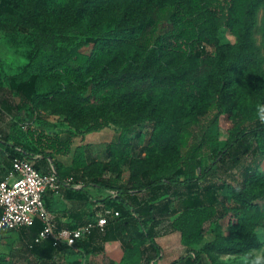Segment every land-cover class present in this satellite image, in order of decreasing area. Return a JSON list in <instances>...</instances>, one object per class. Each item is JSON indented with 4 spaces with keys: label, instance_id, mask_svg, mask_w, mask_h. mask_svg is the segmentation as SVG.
Wrapping results in <instances>:
<instances>
[{
    "label": "trees",
    "instance_id": "16d2710c",
    "mask_svg": "<svg viewBox=\"0 0 264 264\" xmlns=\"http://www.w3.org/2000/svg\"><path fill=\"white\" fill-rule=\"evenodd\" d=\"M223 27L234 41L221 39ZM0 39L26 52L14 67L0 59V154L11 164L2 177L14 156L68 155L75 138L115 127L105 158L53 161L60 179L81 183L62 187L65 198L119 212L71 246L68 264H96L90 256L112 240L123 255L108 264H157L163 220L187 248L168 264H229L220 256L262 246L264 123L256 109L264 104V0H0ZM212 111L190 146L195 125ZM222 114L232 122L225 139ZM146 125L138 148L131 132ZM227 165L236 168L233 182L216 176ZM89 184L109 193L92 200ZM39 218L29 229L41 230ZM32 241L45 261L67 245ZM0 264L21 263L1 252Z\"/></svg>",
    "mask_w": 264,
    "mask_h": 264
},
{
    "label": "rangeland",
    "instance_id": "374dc122",
    "mask_svg": "<svg viewBox=\"0 0 264 264\" xmlns=\"http://www.w3.org/2000/svg\"><path fill=\"white\" fill-rule=\"evenodd\" d=\"M262 16V10H260L258 15V25L260 24ZM221 39L223 41H234L235 37L233 34H231L227 28L223 27L220 31ZM255 37L259 44H261V34L259 29H256L255 31ZM85 51H89L90 48H84ZM26 52L23 48H17V47H11L9 46L5 41L0 39V59L3 61L5 67H14L19 64H22L25 61ZM214 111L210 112L208 115L202 117L200 123L198 125H195L194 127V133L193 136L190 139L189 145L190 146H196L197 143L201 140V134L203 130H206L208 125L210 124L211 120L214 117ZM52 121H58V118L56 116L51 117ZM3 123V118H0V125ZM219 131H220V138L225 139L229 132L228 129L232 126V122L229 117H227L225 114L220 115L219 117ZM55 128L57 129H63V127L57 125ZM149 126L146 125L143 128L135 127L133 128L131 132V137L134 141V143L137 144L138 148H140L142 145H144L147 142L148 139V131ZM142 130L144 135H138V132ZM116 135L115 127L114 126H107L103 128L102 130L98 131H92L87 133L84 137H77L75 138L73 142V152L63 156V161H61L64 165H70L72 163V159L74 156V153H81V157L83 159H103L105 158V143L106 141L110 140L113 136ZM253 158V155L250 154L249 157H246L242 164L244 165L245 162H248ZM232 167V168H231ZM239 170L242 169V165H237ZM262 169L264 170V162L261 164ZM233 166L227 165L225 166H219L217 167V174L221 180H229L230 182H233L235 179L232 174L235 175L233 172L234 168ZM230 169H233L232 172H229ZM128 175L127 170L124 172V176L126 177ZM88 189L95 195L98 194V191L93 187V185H88ZM105 193V192H103ZM222 228L224 233L229 232L228 224H227V217L221 219ZM168 221L163 220L160 229L159 234L157 236V242L159 243L161 247V254L157 258L158 264H168L172 260L179 258L181 255L185 254L187 252V248L183 243L181 242L180 233L178 231H171L168 229ZM170 230V231H169ZM257 231H260L261 233H264V227L259 226L257 227ZM206 238H209L207 236ZM262 246L260 248H254L247 254H239V255H221L220 259L223 261L229 262V264H243L244 258L248 257L249 259H252L256 255H263L264 253V240H262ZM21 246V245H20ZM20 246H17L15 243L13 248V251L17 253L18 255H21L23 257H27L28 251H23ZM0 251L3 253H9L11 251V246L9 243H4L3 241L0 243ZM120 254V249L119 253ZM118 254H106L103 255L100 254L98 256H93V260L96 262H103L106 258L112 256L114 259H118Z\"/></svg>",
    "mask_w": 264,
    "mask_h": 264
},
{
    "label": "built area",
    "instance_id": "2783aa9c",
    "mask_svg": "<svg viewBox=\"0 0 264 264\" xmlns=\"http://www.w3.org/2000/svg\"><path fill=\"white\" fill-rule=\"evenodd\" d=\"M36 162L37 156H14L11 171L0 178V230L31 225L35 217L39 216L43 227L35 239L37 242L50 237L55 244L73 245L78 239L84 238L93 227L102 230L107 223V217L119 213L104 207L96 222L90 220L75 228H58L56 215L45 204V193H58L64 186L80 187L81 183L74 182L73 176L60 179L54 167L44 170Z\"/></svg>",
    "mask_w": 264,
    "mask_h": 264
},
{
    "label": "crops",
    "instance_id": "0c3cea01",
    "mask_svg": "<svg viewBox=\"0 0 264 264\" xmlns=\"http://www.w3.org/2000/svg\"><path fill=\"white\" fill-rule=\"evenodd\" d=\"M63 156L66 155L57 154L54 158L47 157L45 160H38L36 164L41 169L47 170L54 167V163H53L54 160L63 161ZM10 166L11 164L9 158L3 154H0V178L10 169ZM93 187L98 191L97 195L93 194L88 189V185L86 186V189L89 191V193L92 196V200L103 198L109 193L108 190H102L94 185ZM62 193H63L62 191L58 193L46 192L44 195L45 204L47 202V204L49 205V209L56 215V222L58 228H75L83 224L85 221H87L90 218L92 211H94L95 214L94 219H98L101 211L100 207L102 202H94L90 205L89 203L90 201H89L87 204H84L82 201L78 199H73V200L67 199L64 197ZM0 216H1V209H0ZM37 218H39V216H37ZM38 233L39 231L35 232L34 229H29L28 225L23 226L22 228L16 230L7 229L6 231L0 233V243L2 241L4 243H9L11 246L10 253H12L21 264H68V261H70L71 259L69 250L71 249L72 245L64 246L63 249L60 250L51 260L45 261V260L37 259L38 258L37 255L32 250V244H33L32 238L35 237L36 239ZM156 241H157V237H156ZM15 243L17 244V246L21 245L20 248L23 251L25 250L28 251L27 257L18 255L13 251L12 247L14 246ZM61 244H65V243H61ZM104 247H105L104 252L100 254L103 255L104 253L106 254L108 253L114 255V254H118L120 249V254H118L119 258L114 259L112 256H110L106 258L103 262H96L95 260H93V256H90V260L93 263L108 264V260L112 259L114 261H119V259L123 255L122 244L120 240L107 241L104 244ZM1 252L2 251H0V253Z\"/></svg>",
    "mask_w": 264,
    "mask_h": 264
},
{
    "label": "clouds",
    "instance_id": "9594fccd",
    "mask_svg": "<svg viewBox=\"0 0 264 264\" xmlns=\"http://www.w3.org/2000/svg\"><path fill=\"white\" fill-rule=\"evenodd\" d=\"M256 114L259 121L261 123H264V104H260L257 106ZM257 237L264 240V233L257 231ZM243 264H264V255H256L252 259L245 257Z\"/></svg>",
    "mask_w": 264,
    "mask_h": 264
}]
</instances>
